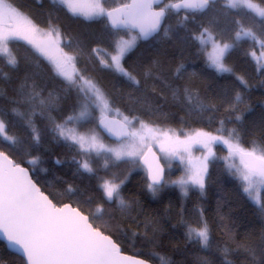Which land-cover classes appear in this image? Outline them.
<instances>
[{
    "label": "snow or ice",
    "instance_id": "snow-or-ice-1",
    "mask_svg": "<svg viewBox=\"0 0 264 264\" xmlns=\"http://www.w3.org/2000/svg\"><path fill=\"white\" fill-rule=\"evenodd\" d=\"M36 2L38 6L43 7V0ZM49 3L53 9L57 4L63 5L74 17L83 16L89 21L102 19L111 30L109 35L113 37V54L110 60L101 63L125 78L130 87H138H134L133 91L126 95L121 92L119 99L128 105V114L123 116L122 121L109 119L108 113L118 98L103 91L85 70L77 69L79 57L84 54L85 49L82 43L74 48L72 40L79 38L69 37L63 32L51 14L47 28L41 29L18 7H14L13 3L0 0V53L8 57L7 64L12 66L9 71L18 72L19 68L18 61L9 51L8 43L14 39L23 40L54 65L57 77L63 78L60 82L63 92L55 95L54 92L48 91V86L30 70L26 69L23 76L17 78L15 83L18 88L13 89V95L0 96V99L6 100L11 106V113L0 110V142L22 143L7 134L10 115L23 121L27 135L35 143L40 142L37 122L46 121L50 126L47 131L53 139L65 143L70 141L72 146H78L82 151H95L97 156L104 152L111 153L114 158L111 161L108 157H102L105 175L111 172L110 163L124 161L135 164L142 160L147 165L145 186L153 197L170 183L178 184L185 196L189 191L188 185L203 194L209 159L214 155L213 145L222 143L227 147L229 158H239V167L232 171L233 165H229V170L242 181L243 191L251 194L257 185L264 186V150H258L255 142L251 150L244 147L240 142L238 128L218 129L216 134L197 130L191 135L183 132L178 135L171 129L151 127V122L146 123L135 115L136 105L141 102L137 93L146 94L145 78H154L153 82L159 80L164 88L172 90L174 98L179 97L180 91L173 87L172 69L167 68L159 59L145 62L139 71L129 69L125 63V57L136 46L138 39L146 40L160 32L168 37L171 30L168 21L175 15L177 26L187 33L186 40H190L195 46H202V51H207L208 46H211L210 66L218 73H231L233 70L226 64L225 54L237 47L243 38L259 41L264 49V36L258 37L252 28L245 27L234 16L236 30L233 34L229 29L218 26L219 16L222 14L228 17L232 9L247 8L264 19V7L253 3L252 0H119L118 3L114 0L112 7H107L104 0H49ZM261 29L264 30V23L261 24ZM121 30H124L125 34H135H132L130 39H125L120 35ZM252 55L255 56V53ZM261 56H264V51ZM260 67H264V63ZM184 71V65L180 63L175 68V76H182ZM236 79L241 85L248 87V82L243 77L237 76ZM182 92L191 96L189 87L183 86ZM69 99L72 104L68 111L72 114L65 118L59 114L65 111L63 105L67 104ZM216 100L235 110L234 102L227 95L216 97ZM235 101L242 102L239 91L235 93ZM21 107L25 110L21 111ZM198 107L199 112L193 108L192 114L199 115L216 108L217 105L213 100H208L207 104L200 103ZM96 110L99 111L98 120L95 116ZM158 110L162 109L154 111ZM53 113L57 115L53 116ZM57 117L63 122L58 123ZM240 119L239 115L235 116V120ZM81 120L94 123V127L89 129L90 136L68 129L69 123ZM98 128L116 136L121 141L120 147L111 148L102 143L98 139ZM85 144L88 145L87 149ZM154 147L166 158H179L183 162L187 156V179L166 180L164 166L160 163L161 157L153 150ZM198 150L202 151V155L194 162L193 153ZM54 162L61 163L59 159ZM30 163L35 164L36 161L32 160ZM73 163L77 164L78 170L96 174L89 162L81 163L73 158ZM130 175L131 172L109 179L99 178L94 189L98 194L97 200L93 201L89 197L86 202L97 204L90 220V216L85 215L80 208L68 203L62 206L53 203V200L33 183L27 169L14 163L9 155L0 151V233H3L10 244L19 246L24 264H148L147 260L136 255L124 254L119 242L113 239V235L124 232V226L127 225L136 228L143 226L146 229L143 233L146 242L156 241L155 224L145 217L143 212L137 211L139 202L126 200L122 195ZM66 191L74 193L75 190L69 185ZM260 211L264 214V203H261ZM133 212L136 214L133 215ZM96 213L108 216L110 224L107 234L93 226L97 219ZM131 235L136 239L141 238L139 232H132ZM186 235L189 241L198 243L203 248H211L210 229L206 220L201 219L196 229L188 227ZM228 250L225 248L224 252L227 253ZM235 250H242L251 255L253 264H256L255 258L259 255V264H264V234L260 236V245L251 237H244L236 241ZM161 259L163 264H167L163 257ZM197 264L208 262L198 259ZM225 264L231 262L225 261Z\"/></svg>",
    "mask_w": 264,
    "mask_h": 264
},
{
    "label": "trees",
    "instance_id": "trees-1",
    "mask_svg": "<svg viewBox=\"0 0 264 264\" xmlns=\"http://www.w3.org/2000/svg\"><path fill=\"white\" fill-rule=\"evenodd\" d=\"M6 1L13 3L14 7H18L22 13L35 20L37 25L47 28L51 14L60 29L69 37L79 34L81 42L77 40L74 43H82L85 51L79 57L77 69L85 70L103 91L115 95L118 99L113 108L119 110L123 116L128 114L126 111L128 105L119 99L121 92L126 95L138 86L130 87L129 82L114 69L100 66L94 58H90L93 49H112L113 37L109 35L111 30L102 19L89 21L81 16L74 17L63 5L57 4L53 9L49 0H43V7L38 6L36 0ZM253 1L264 7V0ZM115 2L118 3L119 0ZM105 4L112 7L114 0H107ZM230 12L231 15L228 17L222 14L219 16V27L229 29L234 34L236 30L234 16L242 25L252 28L258 37L264 36V30L261 29L264 19L245 9H232ZM176 20L177 17L173 15L168 21L171 25L168 37L161 32L146 43L139 39L137 47L125 57V63L129 69L139 71L145 62L159 59L167 68L172 69L173 87L180 91V95L174 98L172 90L164 88L159 80L153 82L154 78H145L146 94L137 93L141 97V102L136 105L135 115L146 123L151 122V127L172 129L184 134H193L197 130L216 134L218 129L238 128L240 142L244 147L251 150L255 142L258 150H264V69H258L252 55L253 52L260 51L259 41L243 38L225 57L227 66L233 71L218 73L210 66L206 51L185 39L187 33L177 26ZM120 35L128 38L132 33L125 34L124 31L120 32ZM9 43L10 53L18 61L19 71L10 72L12 66L7 64L8 57L0 56V96L13 95V89L18 88L15 81L23 76L26 69L35 73L40 81L48 86V91L54 92V95L62 94L60 82L63 78L56 76V69L51 62L23 40L14 39ZM180 63H183L185 71L182 76L176 77L175 68ZM237 76L243 77L248 82V87L241 85L236 79ZM183 86L191 89V96L182 92ZM236 91L240 92L242 102L235 101ZM222 95L232 99L235 110L216 100V97ZM208 100H213L217 107L199 115L192 114L191 109L199 112L198 105L207 104ZM71 104L72 101L69 99L68 103L63 105L65 111L59 115L65 118L71 115L72 113L68 111ZM155 109L162 110L154 111ZM0 110L11 113V106L6 100L0 99ZM24 110L21 107V111ZM56 115L53 113V116ZM236 115L241 117L239 121L235 120ZM57 122L63 121L57 117ZM37 127L40 130L39 143L29 138L23 121L10 115L7 134L22 143L0 142V151H4L17 164L27 167L35 182L57 206L69 203L82 209L85 215H90L91 220V213L95 212L97 204L86 202L89 197L93 201L97 200L98 194L94 189L99 178L109 179L132 173L135 170L134 164L124 161L111 163V172L105 175V169L100 164L104 160L95 159L78 146H72L71 142L53 139L47 131L50 126L46 121H38ZM213 150L214 156L209 160L203 194L198 189H192L185 196L177 187L167 185L153 197L145 186L147 174L134 172L125 184L122 195L126 200L139 202L137 211L143 212L145 217L155 224L156 241L146 242L143 237L146 229L143 226L136 228L125 225L124 232L113 235V239L119 242L124 253L136 255L152 264H163L162 257L167 264H197L198 259L207 261L208 264H225V261H230L231 264H253L252 256L242 250L236 251L235 244L244 237H251L260 245V236L264 234V214L260 208L248 201L242 191V182L231 174L223 162L226 150L220 144L213 145ZM73 158L81 163H91L96 174L85 173L83 169L78 170ZM57 159L61 161L60 164L54 162ZM32 160L36 163H30ZM69 185L75 190L74 193L66 191ZM135 214L133 212V215ZM102 216L104 223L100 225L95 219L93 226L107 234L110 221L107 215L102 213ZM201 219L206 220L209 225L211 248H203L187 238L188 227L197 228ZM132 232H139L141 238H134ZM225 248L229 249L227 253L224 252ZM255 261L259 264V255ZM0 264H24V261L9 252L6 245L0 242Z\"/></svg>",
    "mask_w": 264,
    "mask_h": 264
},
{
    "label": "rangeland",
    "instance_id": "rangeland-1",
    "mask_svg": "<svg viewBox=\"0 0 264 264\" xmlns=\"http://www.w3.org/2000/svg\"><path fill=\"white\" fill-rule=\"evenodd\" d=\"M105 1H107V0H104V2ZM252 2L255 3V4L260 5L258 2H255L253 0H252ZM238 9H245L247 11L252 12L254 15H256L255 12H253V11L247 9V8H238ZM256 16L259 17L258 15H256ZM81 17H83V16H81ZM259 18H261V17H259ZM29 19H32V18L29 17ZM33 23H35V22L33 21ZM38 26L41 29H46L43 26H40V25H38ZM132 34H134V33H132ZM130 36L128 38H126L124 36L123 37L125 39H130ZM74 37H78L79 38L78 41L81 42V36L79 34L78 35H75ZM247 39H250V38H247ZM138 40L136 41V46L134 48L137 47ZM11 41H14V40H11ZM74 42H77V39L72 40L73 47L75 48L77 46V43H74ZM8 48H9V51H10V43H8ZM262 51H264V49L260 48V51L258 50V52H254L255 53V56H253L255 58L256 62H257V65H258V69L259 70L260 69H264V67H260V65L262 63H264V56H261V52ZM206 53H207V58L209 60V57H210V55L212 53L211 46H208ZM227 53L225 54V57H226ZM112 54H113V50L112 49L111 50L110 49H107V48L95 49L94 51L92 50V52H90V58L91 59L94 58L100 64V66L105 67L101 63V61H108V60H110V57H111ZM0 56H5V55L3 53H0ZM5 57H7V56H5ZM209 63H210V60H209ZM70 71H71V69H70ZM95 116H96V119L98 120V118H99V111L98 110H96ZM108 116L109 117H113V118L123 119V115L120 113V111L119 110L117 111L113 107H112L111 111L108 113ZM67 127H68V129H72L73 131L78 132L80 134H84L86 136H90L91 133L89 132V129H91L92 127H94V123H92V122H86L85 120H81L79 122L69 123ZM137 127H138V125H137ZM157 128H159V127H157ZM172 131H174L178 135L181 134L180 132H178L176 130H172ZM97 132H98V139L102 143H104L106 146L111 147V148H119L120 147L121 142H113L112 141L113 142L112 143V142L106 141V139L104 138V135L99 131V129H97ZM67 134H68V132L66 131V135ZM186 135H191V134L188 133ZM220 145L226 150V153H225V155L222 158L223 162L226 164V166H227L228 169H229V165H233L232 171H235V168L236 167H239V158L238 157L229 158V154H228L227 147L225 145H223L222 143ZM87 147H88V145L85 144V149H87ZM155 149L158 152V154L160 155L161 160H162V163L164 164V166H165V168L167 170V180L168 181H180L182 179H187V176L189 174V165H188V158H187V156L185 157L184 161L182 162L179 158H166V157H164V154L163 153H160L158 151V148H155ZM85 152L88 155H92V157L97 156V153L95 151H92V152L85 151ZM213 152H214V150H213ZM201 155H202V151H199V150L198 151H194V153H193V161L195 162V159L197 157H200ZM103 156L108 157L110 161L112 159H114L112 157V154L111 153H107V152L101 153L100 156H97V157H103ZM210 158H212V157H210ZM119 162H123V161H117L116 163H119ZM134 169L135 170H133V172L131 173L130 177L134 174V172H137V171L138 172H144L145 174H147L146 171H145V169L141 166L140 161H138L137 163L134 164ZM130 177H129V180H130ZM168 185H172V186L177 187L180 190V192L182 193L181 187L178 184H171L170 183ZM188 187H189V191L192 190V189H196V188L192 187L191 185H188ZM242 191H243V189H242ZM263 192H264V186H260V185H257L255 187L254 191L251 194L245 193L243 191V193L245 194V197L248 199V201H250V203L252 205H254V206L258 207V208H260V205L262 203V194H263ZM99 214H101V215H96V216H98L97 219H96V221H97L98 224L102 225L104 223V218L102 216V213H99Z\"/></svg>",
    "mask_w": 264,
    "mask_h": 264
},
{
    "label": "water",
    "instance_id": "water-1",
    "mask_svg": "<svg viewBox=\"0 0 264 264\" xmlns=\"http://www.w3.org/2000/svg\"><path fill=\"white\" fill-rule=\"evenodd\" d=\"M181 12H183V10L181 11ZM121 32H124V30H121ZM132 33H134L135 34V32H132ZM161 33V32H160ZM160 33H158V34H156L155 36H152V37H149L148 39H140V41L141 42H144V43H146V42H149V41H151L152 39H154V38H156ZM109 117V116H108ZM109 119H111V120H116V121H122V119H120V118H113V117H109ZM99 130H100V132L109 140V141H113V142H121L119 139H117V137L116 136H114V135H111V134H109L107 131H105L103 128H98ZM154 151H156V149L154 148L153 149ZM157 152V151H156ZM157 155H159L158 154V152H157ZM160 156V155H159ZM10 158V157H9ZM11 159V158H10ZM149 160L151 161V156H149ZM14 161V160H13ZM14 163H16L15 161H14ZM160 163L163 165V163H162V160H160ZM17 164V163H16ZM140 164H141V166L145 169V171H146V173H147V165L142 161V160H140ZM21 166V165H20ZM164 166V165H163ZM21 167H24V166H21ZM25 169H27V171H28V173H29V176H30V178L32 179V181H33V183H35L36 184V186L41 190V192H43L42 191V189L39 187V185L35 182V180L33 179V177H32V173H31V171L27 168V167H24ZM164 172H165V179H166V171H165V167H164ZM44 193V192H43ZM45 195H47L46 193H44ZM49 199H51L50 197H49ZM54 203V202H53ZM69 204V203H68ZM62 206V205H61ZM73 206V205H72ZM99 230V229H98ZM0 242H2V243H4L5 245H6V247H7V249H8V251L9 252H11V253H13V254H15V255H17V256H19V257H21L22 258V250L19 248V246H17V245H13V244H10L9 242H8V240L4 237V235H3V233H0ZM121 249H122V247H121ZM122 252H123V249H122ZM124 253V252H123ZM124 254H126V253H124ZM126 255H129V254H126ZM148 264H152V263H150V262H148Z\"/></svg>",
    "mask_w": 264,
    "mask_h": 264
},
{
    "label": "flooded vegetation",
    "instance_id": "flooded-vegetation-1",
    "mask_svg": "<svg viewBox=\"0 0 264 264\" xmlns=\"http://www.w3.org/2000/svg\"><path fill=\"white\" fill-rule=\"evenodd\" d=\"M35 23H36V21L35 20H33ZM100 131V130H99ZM104 138L106 139V141L108 140L105 136H104ZM109 141V140H108ZM109 142H111V141H109ZM113 143V142H112ZM92 156V155H91ZM103 157H105V156H103ZM95 159H98V160H102L103 158L102 157H97V156H95L94 157ZM97 161V160H96ZM98 162V161H97ZM103 163H104V161H102V162H100V164H101V166L103 167ZM109 167H111V163L109 164ZM104 168V167H103ZM165 171H166V180H167V170H166V168H165ZM131 178V177H130Z\"/></svg>",
    "mask_w": 264,
    "mask_h": 264
}]
</instances>
